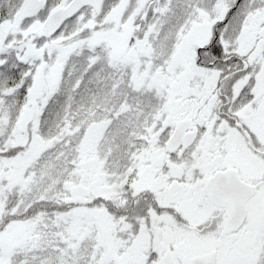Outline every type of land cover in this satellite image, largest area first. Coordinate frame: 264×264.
Instances as JSON below:
<instances>
[{"label": "snow or ice", "instance_id": "1", "mask_svg": "<svg viewBox=\"0 0 264 264\" xmlns=\"http://www.w3.org/2000/svg\"><path fill=\"white\" fill-rule=\"evenodd\" d=\"M0 264H264V0H0Z\"/></svg>", "mask_w": 264, "mask_h": 264}]
</instances>
